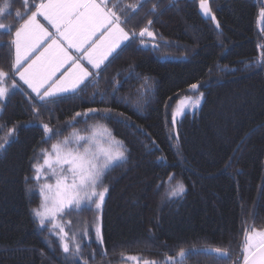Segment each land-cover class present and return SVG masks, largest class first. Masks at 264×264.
Returning <instances> with one entry per match:
<instances>
[{
	"label": "trees",
	"instance_id": "16d2710c",
	"mask_svg": "<svg viewBox=\"0 0 264 264\" xmlns=\"http://www.w3.org/2000/svg\"><path fill=\"white\" fill-rule=\"evenodd\" d=\"M259 1L210 0L213 21L200 13L199 0H145L137 13L146 17L139 24L152 20L150 28L161 45L142 46L130 38L77 92L40 101L17 76H10L22 87L9 94L0 111L2 135L16 129L0 157V264H67L72 259L58 250L59 241L53 246L47 226L41 230L32 215L41 197L31 165L43 160L41 148L50 149L74 129L87 133L88 123L95 121L124 142L127 159L103 179L109 189L100 210L104 243L99 246L93 239L86 244L80 264L132 262L121 259V253L136 254L139 261L163 260L181 248L198 250L182 264H235L243 230L264 228V63H257L264 25L257 28ZM5 3L0 17L14 33L22 23L17 13L26 18L31 2L0 0V7ZM131 25L129 18L123 26L140 30ZM6 31L0 29V69L9 72L11 35ZM173 43L191 54H159ZM173 49L178 51L175 45ZM123 75L121 83L112 82ZM145 77L154 83L151 99L148 90L139 92ZM193 83L204 90V100L198 112L185 113L176 126L173 107ZM139 95L146 98L144 106ZM89 108L102 115L89 113L67 126L76 112ZM41 122L59 128L60 135L41 143ZM177 182L185 191L170 196ZM205 246L228 249L231 258H218Z\"/></svg>",
	"mask_w": 264,
	"mask_h": 264
},
{
	"label": "snow or ice",
	"instance_id": "6c2138e0",
	"mask_svg": "<svg viewBox=\"0 0 264 264\" xmlns=\"http://www.w3.org/2000/svg\"><path fill=\"white\" fill-rule=\"evenodd\" d=\"M6 7L7 3L4 7H0V13H3ZM140 7H142L141 0H137L136 4L126 5L123 9L121 0H40L39 3L30 6V14H26V18L17 13L22 23L15 28L14 33L11 31L12 26L0 24V29H6L5 34L11 35V39L7 42L10 46L11 69L9 72L0 69V99L5 98L10 89L20 88L15 79H12L10 85L8 84L10 76H19L20 81L36 93L40 101H47L62 93L83 90L81 86L85 85L93 73L89 72L80 62L81 60L86 61L93 69H99L101 64L130 38L139 39L141 45L147 44L145 37L155 40V33L150 30L152 20H148L138 33L135 30L127 31L123 26L130 18L124 14L125 10L131 9L135 13ZM157 7V4H153L150 11L155 13ZM32 8L35 10L32 11ZM199 8L205 17L216 21L209 0H199ZM261 16L264 17V10ZM38 17H42L55 30L54 33L49 32ZM216 27L219 28L218 22ZM3 46L4 44L0 43V47ZM153 47L157 45L153 44ZM69 49H75L78 56L71 55ZM257 63H264V53ZM58 72L61 74L56 78ZM144 79L147 85L149 78ZM189 87L191 90H198L200 85L193 83ZM115 90L114 87L113 91ZM202 98L203 93L200 94L199 99ZM199 99L192 103L193 107L198 106ZM185 100L191 102L190 98L186 97ZM187 106L184 100L180 102L172 113L173 123ZM33 111L35 115H40L38 110L33 109ZM99 111L89 108L83 113L76 112L72 120L66 124L71 126L76 122L77 117L86 118L89 113ZM38 126L44 133L41 143H47L53 135H60L59 128L54 129L47 123L41 122ZM89 127L91 131L86 134L82 135L80 130L74 129L63 139L52 143L50 149L41 148L43 163L31 165L34 171L31 178L35 181L54 179V183L46 182L40 185L39 195L43 199L38 208L31 210L32 215L38 219L41 228L46 226V222L50 224V234L59 241L63 253L74 254L75 257L81 256V245L76 242L77 234L87 238L94 231L95 242L99 246L103 245L100 217H94V224L85 221L79 233L72 234L70 237L72 246L68 242L69 233L65 230V225L58 222L57 218H62L73 211H91L93 206L94 210L99 212L105 194L109 190L107 187H101L107 171L127 159L124 142L117 140L110 129L103 125ZM15 131V128L9 129V135H13ZM7 142L5 140L4 143H0V149H3ZM172 178L170 176L169 180ZM184 191L183 183L177 182L169 195L180 196ZM67 224L70 227L71 221ZM91 242L89 239L88 243ZM196 251L198 250L181 248L175 257L166 256L164 264H182L187 255ZM206 251L214 252L218 258H231L228 249L225 248L217 247ZM240 251L241 256L235 264H264V229L255 227L244 229ZM106 254V249L102 248L101 255ZM121 259L135 261L137 257H126L121 253ZM73 264H80V260L75 259ZM144 264H157V262L145 261Z\"/></svg>",
	"mask_w": 264,
	"mask_h": 264
},
{
	"label": "rangeland",
	"instance_id": "374dc122",
	"mask_svg": "<svg viewBox=\"0 0 264 264\" xmlns=\"http://www.w3.org/2000/svg\"><path fill=\"white\" fill-rule=\"evenodd\" d=\"M143 1H145V0H141V2H143ZM150 1V0H149ZM29 2H31V5L32 4H34V2H33V0H29ZM40 2V0H38V3ZM126 0H121V8L123 9V8H125V6H126ZM209 2H210V0H209ZM30 5V6H31ZM209 6H210V3H209ZM210 8H211V6H210ZM211 10H212V8H211ZM262 10H264V0H263V6L262 7H260V9H259V14H258V17H257V28L260 30L262 27H263V25H264V17H262L261 16V12H262ZM139 11H142L141 9H139ZM139 11H136L135 13H133V11L131 10V9H126L125 10V13L124 14H126L128 17H130L131 18V23H132V25L131 26H136V28L135 29H140V28H142V27H144L145 26V24H146V20L143 22V23H141V24H139V20L140 19H143L144 17H146L145 15H144V13H142V14H139V13H137V12H139ZM201 11V10H200ZM202 13V12H201ZM212 13L215 15V13H214V11L212 10ZM136 14H138V17L136 18L135 17V15ZM204 16V15H203ZM216 16V15H215ZM205 17V16H204ZM208 18V17H207ZM2 17H0V24H4V25H7L6 24V21L5 22H3L2 21ZM38 19L40 20V22L41 23H43L44 25H45V27H47L48 28V30H49V32H53L54 33V29L53 28H51L48 24H47V22L42 18V17H38ZM122 19H123V15H122ZM4 20V19H3ZM217 20V19H216ZM128 22V21H127ZM150 30L152 31V32H154L153 30H152V28H150ZM136 31H138V30H136ZM139 32V31H138ZM155 33V32H154ZM133 41H137L138 43H139V39H132ZM145 40L147 41V44L146 45H142V46H151V45H153V44H155V45H157V46H159V45H161V41H159L158 40V37H157V35L155 34V40H152L151 38H148V37H145ZM129 41H131V40H129ZM126 43L128 42V41H125ZM125 42L123 43V44H121L120 45V47L119 48H121L124 44H125ZM140 44V43H139ZM174 45H175V47H176V49L178 50V51H176L175 49H173V47H174V45H173V47H167V45H164L163 47L164 48H162L161 49V51L159 52V54L161 55H164V57H173V58H182V57H186V56H189V54H191V51L190 50H188L187 48L186 49H182V47H177L176 45L177 44H175V43H173ZM119 48H117L113 53H112V55L119 49ZM69 52L71 53V55H73L74 57L75 56H78V53L75 51V49H69ZM260 53L262 54V53H264V48H261V50H260ZM112 55H110L109 57H108V59L112 56ZM260 57H261V55H260ZM106 61V60H105ZM104 61V62H105ZM82 64H84V66L86 67V68H88V70L90 71V70H94L92 67H91V65H89L86 61H84V60H81L80 61ZM103 64H101V66H102ZM100 66V67H101ZM61 72H63V69H61ZM129 73V71H126V72H124V71H122V74H126V73ZM127 73V74H128ZM60 72H58L57 74H56V78H59V76H60ZM98 74V73H97ZM126 75H123V76H120L119 78H113L112 80V82L113 83H115L116 84V82L117 83H121V80L120 79H122L121 77H125ZM19 77V76H18ZM144 81V80H143ZM143 81H141L140 83L141 84H143ZM11 77L9 78V80H8V84L10 85L11 84ZM21 87H22V85H20ZM143 86V88L141 89V90H139V92H140V94H142V92L143 91H146V90H148L149 92V94H148V99L150 98H152V96H151V90H152V88L154 87V83H153V81L152 80H150V79H148V82H147V85H145V82H144V85H142ZM201 87H199L198 88V90H191L190 89V91L188 92V94L187 95H185V96H183L182 98H180L179 99V101L176 103V105H175V107H173V109L175 108H177L178 106H179V104H180V102L182 101V100H184V102H185V104L186 105H188L185 109H184V112L181 114V115H179V116H177L176 117V121L177 120H179L180 118H181V116L183 115V114H185L186 112H189V113H191V112H194V111H196L197 109H199V107H200V105H201V103H202V99H199L200 98V94H201ZM8 96H9V94L5 97V98H2V99H0V111H1V107H2V105H3V103L8 99ZM140 96V100H139V104H140V106H144L145 105V103H146V98H144V97H142L141 95H139ZM190 98V101L191 102H189L188 100H185V98ZM197 99H199V104H198V106H196V107H193L192 106V103H194ZM175 109H174V111H175ZM94 116V117H100L102 114H99L98 112L97 113H95V114H90V116ZM76 119H84V117H79V118H76ZM99 120H100V118H98ZM175 121V122H176ZM100 121H95L94 122V124L95 125H103V126H105L106 127V125L104 124V123H99ZM83 123H87L86 121H83ZM93 124V125H94ZM90 126V124L88 123V127ZM90 128V127H89ZM90 131H91V129H90ZM90 131H87V132H90ZM80 134H86L85 132H80ZM13 136V135H12ZM11 138H10V136H9V129L8 130H6V133H4L3 135H2V131L0 132V143H4L5 142V140H7L8 142H9V140H10ZM7 142V143H8ZM6 143V144H7ZM5 144V145H6ZM5 148V147H4ZM43 163V160L42 161H40V163L39 164H42ZM37 182V181H36ZM54 183V179H49V180H45V179H41L39 182H37V184H38V187H36L38 190H39V187H40V185H42V184H44V183ZM104 182V181H103ZM104 184V183H103ZM102 184V186L101 187H105V185H103ZM33 192V191H32ZM34 194V193H33ZM40 196V195H39ZM41 197V196H40ZM42 197H41V202H42ZM41 202H40V204H41ZM40 206V205H39ZM96 216H99L100 217V211L99 212H97V211H95L94 210V206H93V210H84V211H80V212H75V211H73V212H69L67 215H64L62 218L61 217H58L57 218V220H58V222H60V223H62V224H64L65 225V230L69 233V240H68V242H69V244H70V246H72V240L70 239V237L72 236V234L74 233V232H76V233H79V230L80 229H82V227H83V225H84V222L85 221H87L89 224H94L95 223V221H94V217H96ZM68 221H71V226L69 227L68 226V224H67V222ZM46 228H47V231L50 233V231H49V229L51 228V225L50 224H48L47 222H46ZM40 229H41V227H40ZM262 229H264V228H262ZM42 230V229H41ZM46 237L49 239L50 238V240L52 239V242L53 243H58V240L56 239V237L55 236H53V235H51V234H49V235H46ZM93 240V239H95V234H94V231H92L91 232V234H90V236L89 237H87V238H82L81 237V235H79V234H77V236H76V242L77 243H79L80 245H81V249H80V251H81V255H82V252H83V247L86 245V244H89L88 243V240ZM57 248H58V250H61L62 251V248H61V246H60V244L57 246ZM205 248H210V249H214L215 247H206L205 246ZM186 250V249H185ZM60 252V251H59ZM65 254V253H64ZM66 255V254H65ZM67 257H70V258H72L71 260L70 259H68L67 257H65V261H66V259H68L67 260V264H68V262L70 263V264H73V262H74V260L75 259H81V256L80 257H75L74 256V254H68V255H66ZM126 257H128V256H126ZM135 257H136V254H135ZM175 257V256H174ZM131 261V260H130ZM145 261H156L157 262V264H164V262H165V258L163 259V260H135V261H132V262H129L128 261V264H144V262Z\"/></svg>",
	"mask_w": 264,
	"mask_h": 264
},
{
	"label": "bare ground",
	"instance_id": "6f19581e",
	"mask_svg": "<svg viewBox=\"0 0 264 264\" xmlns=\"http://www.w3.org/2000/svg\"><path fill=\"white\" fill-rule=\"evenodd\" d=\"M259 4H260L259 9H260V7L263 6V0H260V1H259ZM199 11H200V8H199ZM200 13H201V11H200ZM201 14H202V13H201ZM258 14H259V12H258ZM202 15H203V14H202ZM257 17H258V16H257ZM205 18H207V17H205ZM125 43H126V42H125ZM119 49H120V48H119ZM259 59H261L260 56H259L258 60H259ZM107 61H108V59H107L105 62H107ZM105 62H104V63H105ZM104 63H103V65H104ZM103 65H102V66H103ZM102 66H101V67H102ZM101 67H100V68H101ZM100 68H99V69H100ZM99 69L90 70L89 72H91V73H96ZM17 77H18V76H17ZM18 78H19V77H18ZM89 79H90V78H89ZM89 79H88V80H89ZM19 80H20V79H19ZM88 80H87V81H88ZM21 82L23 83V81H21ZM25 85H26V84H25ZM26 86H27V85H26ZM27 87H28V86H27ZM29 89H30V88H29ZM13 90H15V89H10L9 94H11ZM200 90H201V93H203V98H202V102H203V100H204V90H203L202 88H201ZM30 91L32 92L31 89H30ZM33 93H34V92H33ZM68 93H71V92H68ZM34 94H36V93H34ZM63 94H65V93H63ZM60 95H62V94H60ZM58 96H59V95H58ZM201 105H202V103H201ZM201 105H200V107H201ZM200 107H199V109H200ZM199 109H197L196 111L198 112ZM194 112H195V111H194ZM194 112H191V113H194ZM186 113H189V112H186ZM183 115H184V114H183ZM183 115H182V116H183ZM182 116H181V118H182ZM181 118H180V119H181ZM180 119H179V120H180ZM179 120H177V121L175 122V125H176V126H177V123H178ZM7 144H8V143H7ZM7 144L5 145V147L7 146ZM5 152H6L5 148L0 149V157H2V156L5 154ZM47 242H49V241H47ZM53 246L56 247L55 243H53ZM210 247H211V246H210ZM213 247H215V246H213ZM215 248H216V247H215ZM205 249L207 250V249H210V248H205Z\"/></svg>",
	"mask_w": 264,
	"mask_h": 264
},
{
	"label": "crops",
	"instance_id": "0c3cea01",
	"mask_svg": "<svg viewBox=\"0 0 264 264\" xmlns=\"http://www.w3.org/2000/svg\"><path fill=\"white\" fill-rule=\"evenodd\" d=\"M63 94V93H62Z\"/></svg>",
	"mask_w": 264,
	"mask_h": 264
}]
</instances>
